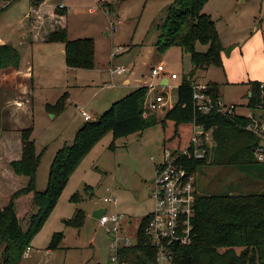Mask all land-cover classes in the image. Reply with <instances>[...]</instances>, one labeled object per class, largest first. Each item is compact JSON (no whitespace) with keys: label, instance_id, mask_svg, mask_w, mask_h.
<instances>
[{"label":"rangeland","instance_id":"rangeland-1","mask_svg":"<svg viewBox=\"0 0 264 264\" xmlns=\"http://www.w3.org/2000/svg\"><path fill=\"white\" fill-rule=\"evenodd\" d=\"M5 1L8 0H0V7ZM115 2L117 10L114 12V4L102 3L98 6L97 0H47V6H66L63 20L62 16L60 18L50 12H41L42 18H32L33 21L46 23L41 30L44 36L65 20L69 38H93V69H68L65 56L60 52L61 42H44L32 48L30 26L26 19L31 12V0H14L0 12L1 38L19 43L24 38L22 33L26 30L29 33L28 40L20 49L27 59L31 57L33 60L36 78L31 104L34 120L31 138L37 153L43 152L36 177L40 191L47 187L50 166L58 148L65 142L72 143L77 130L84 124L79 115L82 110L90 113L91 121H94L113 101L144 82L147 86L150 83L157 85L149 94L153 98L163 90L160 78L151 76V68L153 64L162 62L167 71L175 72L179 77L171 78L170 85L166 87L169 103L155 112L161 117L176 103L178 84L193 69L190 54L181 46L172 45L160 50L156 45L160 33L158 26L167 14L166 4L157 0ZM94 6L99 7L96 12L91 11ZM203 11L215 20L224 46V66L196 69L195 82L218 83L222 100L226 104H237V113H247L248 81L264 83V0H207ZM197 48L206 51L208 45L198 43ZM117 49L119 51L113 57ZM112 65H126L129 69L112 76ZM244 79L247 83L242 81ZM112 83L116 86L110 87ZM9 95L0 88V109L5 106ZM62 96L67 102L63 110L56 112L51 106H56ZM24 121L26 125L31 123L27 116ZM12 123L5 110L3 119L0 118V135L5 130H13L10 128L14 125ZM191 129V124L181 127V145L178 138H171L174 131L171 121L166 128L158 123L118 139L114 138L112 131H108L73 171L57 204L34 234L31 240L34 254L24 260V264L109 263L113 254L110 237L92 215L93 211L105 206L110 213H124L127 216L125 231L135 240L141 220L154 209L152 179L156 164L163 159L165 146L170 150L183 147L189 140ZM9 170L12 172L11 168ZM196 174V187L200 194L264 191V179L231 164L210 163L198 168ZM87 187L89 190H86ZM107 187L118 198L116 205L103 200L110 194ZM75 193H80L83 198L74 201L72 196ZM77 209L87 213L84 224L80 227L67 225L65 220L71 218ZM18 210L22 212V204ZM128 220H131L130 224ZM58 232L63 233L58 247L47 249ZM2 253L3 246L0 245V260Z\"/></svg>","mask_w":264,"mask_h":264},{"label":"trees","instance_id":"trees-1","mask_svg":"<svg viewBox=\"0 0 264 264\" xmlns=\"http://www.w3.org/2000/svg\"><path fill=\"white\" fill-rule=\"evenodd\" d=\"M8 1L0 12L14 0ZM43 1L32 0V5L40 8ZM206 2L207 0H173L166 7L164 22L158 26L160 33L157 47L164 50L172 45L181 46L190 54L193 65V69L183 76L178 85L176 103L167 109L163 116L159 117L155 112L144 115L148 86H139L117 99L98 119L86 120L77 130L72 143H65L58 148L50 166L47 187L43 191L37 189L36 180L43 152L37 153L35 142L31 138L33 127L18 130L22 142L21 157L9 160L8 155L1 154L4 156L0 161V178L9 180L13 186L16 180L10 179L11 174L25 176L28 180L24 186L14 190L7 186L5 193L8 194L0 196V245L3 246L1 261L4 264L21 263L25 249L31 246L34 234L40 230L57 204L73 171L108 131H112L114 138L118 139L142 132L158 123L166 128L168 121H171L174 126L171 138H178L181 145V127L197 119L206 129L212 130L213 145L205 158H182L183 163L188 164L195 172L210 163L231 164L264 179V162L258 161L255 154L260 138L246 128L250 119L237 112L230 115L216 110L203 113L196 109L194 103L195 70L207 69L212 65L224 66V46L215 20L203 11ZM45 9H33L29 15L38 19L42 18L41 12L49 11L60 18L62 16L63 20L66 12V9L59 6L51 10L47 6ZM37 23L40 31L46 24L39 20ZM60 23L61 26L45 34V41L64 44L68 67L93 69L94 39H71L66 21ZM198 43L208 45V49L198 50ZM20 62L21 54L13 44L0 43V69L10 66L18 68ZM262 83L248 81L252 91L248 100L249 107H253L260 100ZM207 86L214 101L221 98L218 83L210 81ZM66 102V97L62 96L51 109L61 111ZM15 133V130H5L0 135V141L4 134L10 136ZM82 198L80 193L72 196L74 201ZM21 204L22 212L18 210ZM86 216L87 213L83 209H77L65 222L67 225L80 227L84 224ZM150 217L151 214H148L141 220L137 244L120 251L121 259L130 264H156V249L144 232ZM193 224V242L176 248L173 264H264V191L252 194L197 193ZM62 237L63 233H55L48 248H57Z\"/></svg>","mask_w":264,"mask_h":264},{"label":"built area","instance_id":"built-area-1","mask_svg":"<svg viewBox=\"0 0 264 264\" xmlns=\"http://www.w3.org/2000/svg\"><path fill=\"white\" fill-rule=\"evenodd\" d=\"M6 5V4H5ZM3 6L0 7V9ZM59 7L65 8L64 5ZM120 22V20H119ZM117 29V26L113 27ZM119 49V48H118ZM113 52L116 56L119 50ZM126 65H112L111 74H122L128 71ZM167 73L164 63L159 62L151 68L153 78H161ZM177 73H170V78L177 79ZM115 86V83L111 84ZM154 83L148 85V93L145 100L144 115L148 116L151 112L163 109L169 103V92L166 86L162 87V92L157 93L153 98L149 94L156 87ZM194 103L196 109L208 113L211 110L217 112L233 114L237 110V104H226L222 98L214 101L208 93L207 84L195 82L193 84ZM261 98L253 106L247 104V113H239L249 118L246 128L260 138V142L255 149L256 158L264 162V83L261 84ZM252 91L249 92V96ZM248 96V99H249ZM85 120H90L92 115L86 110L81 111ZM189 140L181 148L170 150L164 148L163 159L157 163L155 177L152 180V196L154 199V209L145 227V235L151 245L156 249V264H173L175 251L178 246L188 245L193 242L195 237L193 218L195 215V201L198 189L196 187L197 174L190 169V166L182 162V158L201 159L205 158L209 148L213 145L212 130L206 129L204 124L194 119L191 123ZM112 189L107 187L110 194L104 196L103 200L116 205L118 198L112 194ZM98 219L99 225L105 228L110 237V247L113 250L110 264H130L127 260L120 257V251L137 244L136 239H132L125 232L127 216L120 212H108L101 215ZM32 247L25 249L23 258L30 255ZM0 264H4L0 260Z\"/></svg>","mask_w":264,"mask_h":264},{"label":"crops","instance_id":"crops-1","mask_svg":"<svg viewBox=\"0 0 264 264\" xmlns=\"http://www.w3.org/2000/svg\"><path fill=\"white\" fill-rule=\"evenodd\" d=\"M157 1H160L162 4H166L165 6H168L173 0H157ZM97 3H98L97 5L99 6L102 3H109V4L112 5V4L116 3V2H115V0H97ZM5 4H8V1H5L2 4V6H4ZM46 4H47V0H44L42 2V4H41L42 7L41 6H40V8L39 7H34L32 5V0H31V8H30L29 11H32L33 9H43V8L45 9V7H47ZM115 5L116 4H114V7H115ZM48 7H49V10H51V8H54L56 6H54V7L53 6H48ZM97 9H99V7L94 6L91 9V11L92 12H96ZM115 10H117V8L112 10V11L115 12ZM30 17L32 18V16L28 15L26 17V19L29 22L28 27L30 26V28L28 30H30V33H31V37H30L31 41L30 42H31L32 48L36 44H40V43H44V42L45 43H58V42H46L45 41V36L41 35V31L38 29L39 28V24L36 21H33L32 19H30ZM63 17H65V16H63ZM22 34L24 35V38L22 37L19 40V43H14L12 41H9L8 39L0 37V43H2V44H4V43L13 44L19 50V52L21 54V62H20V66L18 68L10 66V67H6V68L0 69V88H3L4 90H6L8 95L9 94L12 95V96L9 95L8 99L5 102V106L1 107V109H0V118L3 119V117L5 115V110H7L8 114L10 115V117L12 119V122H13L12 124H14L12 126L10 125L11 127L10 126H8V127L13 128V130L16 131L15 134L10 135V136H9V134H6V135L4 134V138L2 139V141H0V161H1V158L4 156V155L3 156L1 155L3 153H5L6 155L9 156V160H11L13 158H20L21 157L22 142H21V137H20V134H19L18 130H20L22 128H27V127H33V124H34L33 110H32V105L31 104L33 102L32 96L34 94V86H35L36 78H35V74H34V69L32 68L33 67V65H32L33 60L31 59V57L30 58L28 57V59H27V57L23 55L22 49H20V46L25 45L26 40H28V36H29L28 34L29 33H27V30H26L25 33L23 32ZM107 34H108V32H107ZM60 48H61L60 52L62 54H64V56H65V46H64L63 43H62ZM154 65L155 64H153L152 67ZM68 69H79V68H70V67H68ZM113 75H115V74H113ZM112 76H111V80H113ZM125 81H128V79H125ZM242 81L247 83L246 79H244ZM159 83L161 85H163V86H166V87H168V85H170L171 78H170V72L169 71H167V73L164 74L159 79ZM109 86L110 87H115L116 85L115 86L109 85ZM139 86H147V83L146 82L139 83V84L136 85L135 88H137ZM248 90L250 92V87L248 88ZM115 101H113V102H115ZM112 103H111V105H112ZM107 109H105V111ZM165 112L166 111H164V113ZM164 113H163V115H164ZM79 115H81L82 119L84 121H86L81 113ZM25 116H27V118L30 119L31 123H29L28 125H26L25 121L23 122ZM17 123H19V125ZM21 124H23V125H21ZM4 125H5V123H4ZM65 143H67V142H65ZM155 171H156V168H155ZM10 179L16 180V184H14V186L12 185V183L9 182V180H7V179H5L3 177L0 178V196L8 194V192L5 193V189H6L7 186H10L12 188V190H14V189H17L20 186H24L27 183V180H28V178L25 177V176H14L13 174H11V178ZM127 222L130 224L131 220H128ZM47 249H50V248H47ZM32 252H33V247H32L30 255L34 254ZM30 255L28 257H30ZM28 257L23 258V260H22V262L20 264H24V260H26Z\"/></svg>","mask_w":264,"mask_h":264},{"label":"water","instance_id":"water-1","mask_svg":"<svg viewBox=\"0 0 264 264\" xmlns=\"http://www.w3.org/2000/svg\"><path fill=\"white\" fill-rule=\"evenodd\" d=\"M107 211V208L105 206H100L97 207L94 211H93V216L96 218H99L101 215H103L105 212Z\"/></svg>","mask_w":264,"mask_h":264}]
</instances>
